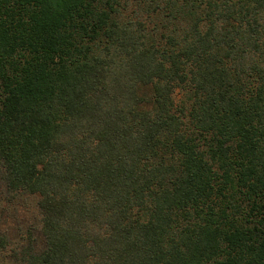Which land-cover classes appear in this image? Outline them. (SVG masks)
<instances>
[{
  "label": "trees",
  "instance_id": "obj_1",
  "mask_svg": "<svg viewBox=\"0 0 264 264\" xmlns=\"http://www.w3.org/2000/svg\"><path fill=\"white\" fill-rule=\"evenodd\" d=\"M0 187V263L264 264V0H0Z\"/></svg>",
  "mask_w": 264,
  "mask_h": 264
},
{
  "label": "rangeland",
  "instance_id": "obj_2",
  "mask_svg": "<svg viewBox=\"0 0 264 264\" xmlns=\"http://www.w3.org/2000/svg\"><path fill=\"white\" fill-rule=\"evenodd\" d=\"M1 189L0 187V231L5 232L8 236L7 240H13L14 243L22 239L24 243H27L28 241L25 240L28 238L33 239L34 242L37 241L35 199L22 198L15 206H7L2 199L4 194Z\"/></svg>",
  "mask_w": 264,
  "mask_h": 264
}]
</instances>
